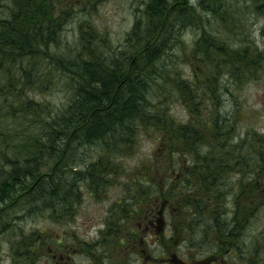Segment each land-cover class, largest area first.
<instances>
[{
  "label": "trees",
  "instance_id": "trees-1",
  "mask_svg": "<svg viewBox=\"0 0 264 264\" xmlns=\"http://www.w3.org/2000/svg\"><path fill=\"white\" fill-rule=\"evenodd\" d=\"M96 1L0 0V262L7 244L12 264H79L77 254L94 264H132L144 250L156 264L157 244L171 264H264V238L248 246L243 237L264 207V135L251 130L233 142L236 115L210 104L219 103V66L233 60L236 73H228L240 80L254 77L264 57L234 51L203 28L219 15L235 28L240 16L223 15L233 4L143 1L121 51L95 23ZM248 1L264 13V0ZM79 13L93 19L64 37ZM190 27L201 31L193 49L182 39ZM67 61L75 66L71 97L52 110V100L32 90L50 91L54 71L70 78ZM173 98L187 119L171 113ZM252 134L260 147L248 144ZM145 135L155 140L150 156L119 162L137 154ZM119 184L125 195L94 240L25 227L39 217L73 221L84 188L99 199Z\"/></svg>",
  "mask_w": 264,
  "mask_h": 264
},
{
  "label": "rangeland",
  "instance_id": "rangeland-1",
  "mask_svg": "<svg viewBox=\"0 0 264 264\" xmlns=\"http://www.w3.org/2000/svg\"><path fill=\"white\" fill-rule=\"evenodd\" d=\"M146 0H97L95 2L94 8L91 9V13L96 18V22L101 28L106 32L107 37L111 42V47L114 48L120 47L121 51H126L125 40L126 35L129 33L134 18L138 14V8L142 6V2ZM148 1V0H147ZM220 1V0H218ZM233 4V9H236L232 13L229 12V15L223 13L224 16H229V20L233 18L230 15L240 16L235 20L236 27H224L221 21V15L219 17H210L212 20L211 27H203L207 32L209 31L217 40L221 37L227 40L228 45L232 50H238L242 48H249L251 54L264 55V13L261 11V15H257L255 11V5H252L248 0H225ZM205 14V13H204ZM202 14L204 17L205 15ZM209 15V14H208ZM210 16V15H209ZM93 19L91 16H88L86 13H79L71 16L68 19V23L63 29L62 35L67 36L68 39H72L75 33L79 29V25H84L85 20ZM147 26L144 27V31ZM222 31H225L222 32ZM142 32V29H141ZM200 30L197 28H187L182 35V39L186 46L190 49H193L194 43L201 36ZM230 33V38L228 35ZM208 39V38H207ZM209 40V39H208ZM131 43V42H130ZM226 43V44H227ZM132 48H135L134 45H130ZM128 48V47H127ZM54 51V48L52 49ZM130 53V49L126 54ZM215 64H219L221 60H213ZM226 61L223 67H218L221 74L217 79L219 96L218 101H211L210 104L213 106V109H219L223 112H230L231 115L234 113L237 118V129L235 135H233L232 141L239 142L246 134L251 130L255 131L258 135H264V57L261 65L255 70L253 77L251 73H246L248 76L246 78L238 80V78L233 79L230 73H236L235 70L231 67L233 65V60ZM70 78L62 72L54 71L55 82L52 84L50 91H38L36 89L32 90L33 93L31 96H34L39 100H52V107L50 109L62 108L64 102V107L67 104L66 100L68 97H71L70 93L67 91V87L71 85L75 80V75L72 74L75 71V66L67 61ZM183 71H188L187 65L182 67ZM66 76V77H64ZM2 77H0V81ZM158 82V81H157ZM155 82V83H157ZM75 83V82H74ZM75 86V85H74ZM154 88H157V85H154ZM230 88V89H229ZM125 94H123L124 96ZM46 97V98H45ZM171 113L180 119H187V107L175 98L171 99ZM221 103V104H220ZM232 110V111H231ZM54 111H49L47 115L50 117L53 116ZM56 112H54L55 115ZM45 118V116H44ZM12 127V126H11ZM261 145L264 147V139H262ZM154 138L147 135L141 137V147L136 155L133 157L120 156L118 159L119 162H122L125 166L134 165L141 157L150 156L152 147L154 145ZM252 141V142H250ZM257 141H259V136H257ZM248 141L246 140V143ZM260 147L261 145L258 142L254 141V135L250 136L249 143ZM246 144V146L248 145ZM88 148V147H87ZM252 156L255 158V153L252 151ZM99 151L94 152L90 156L89 160H94L97 158ZM264 169V165H262ZM264 171V170H263ZM230 181H233V175ZM125 179V176L122 177V180ZM237 181V180H236ZM84 197L75 210V219L73 221H67L66 223L55 222L49 218L39 217L31 220L29 224L25 227L30 229V227L37 226L41 229L47 231H70L78 233L82 238L86 240H94L101 229L104 228L105 219L110 213L111 206L115 204V201L121 199L124 193L119 184L117 187H112L108 190L105 198L96 199L93 196H90L85 188L83 189ZM129 194V193H126ZM231 204V203H230ZM259 216L257 219L247 226L246 231L243 233V237L246 235V239H249L248 246L253 244H259L264 238V233L261 231L264 230V207L260 209ZM18 213V210L16 211ZM65 225V226H64ZM256 241V242H255ZM6 243V242H2ZM153 255L157 257L158 262L156 264H171L166 260H163V256L160 254V249L157 244L152 245ZM5 249L7 244H4L3 250L1 253V262L0 264H12V259L8 255ZM157 249V250H156ZM221 253H224L222 249H219ZM158 251V252H156ZM136 255L132 256V264H153L156 262L153 258H149L150 251L144 250V252L135 253ZM218 254V253H217ZM159 257L161 260H159ZM201 257V256H199ZM146 258V259H145ZM262 257H260L261 259ZM153 259V260H151ZM199 259V258H198ZM75 262L79 264H94V262L88 258L85 254H77ZM96 264V263H95Z\"/></svg>",
  "mask_w": 264,
  "mask_h": 264
},
{
  "label": "bare ground",
  "instance_id": "bare-ground-1",
  "mask_svg": "<svg viewBox=\"0 0 264 264\" xmlns=\"http://www.w3.org/2000/svg\"><path fill=\"white\" fill-rule=\"evenodd\" d=\"M207 1V0H206ZM209 2V1H208ZM230 89V88H229Z\"/></svg>",
  "mask_w": 264,
  "mask_h": 264
}]
</instances>
